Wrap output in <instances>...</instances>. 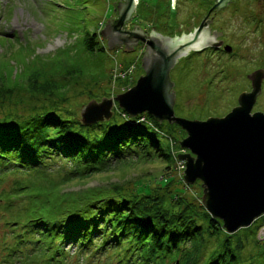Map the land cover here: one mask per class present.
Masks as SVG:
<instances>
[{"label": "trees", "instance_id": "16d2710c", "mask_svg": "<svg viewBox=\"0 0 264 264\" xmlns=\"http://www.w3.org/2000/svg\"><path fill=\"white\" fill-rule=\"evenodd\" d=\"M150 1L155 7L159 3ZM166 7L170 8V0ZM140 11L144 16L143 7ZM103 40L94 30L82 38L85 50L93 53L105 49ZM192 53L197 54L185 58ZM57 74L53 70L51 75L58 78L42 83L34 79V69L20 83L9 85L0 79V166L25 178L15 177L8 189L0 183L1 209L12 210L0 211V242L6 243L0 264H28L13 258L22 248L34 251V264H71L72 260L78 264H241L245 231L251 228L250 237L258 241L255 234L264 226V214L246 227L225 232L221 221L200 204L198 194L176 193L170 186L172 179L160 180L161 175L171 174L174 168L169 165L151 183L143 181L142 175L78 193L61 191L66 181L106 172L113 162L123 163L129 157L142 163L154 159L175 163L170 140L179 127L157 122L145 112L131 117L120 108L115 117L112 110L106 123H80L74 105L66 99L69 80L84 82L90 99L96 77L78 73L74 67ZM34 100L40 103L34 105ZM19 104L21 114L16 112ZM173 146L178 147L174 141ZM54 163L65 170L56 183L44 175ZM34 179L44 182L34 186ZM21 199L20 208L14 209L13 203Z\"/></svg>", "mask_w": 264, "mask_h": 264}, {"label": "rangeland", "instance_id": "374dc122", "mask_svg": "<svg viewBox=\"0 0 264 264\" xmlns=\"http://www.w3.org/2000/svg\"><path fill=\"white\" fill-rule=\"evenodd\" d=\"M115 1L117 0H0V79H4V82L9 85L20 83L34 69V79L42 83L58 78L51 75L53 70L61 76L66 68L74 67L78 73L95 75L97 84L91 87L93 94L90 99L99 100L101 96H105V93H110V96L105 97H112L132 86L142 74L138 48L131 52L115 48L108 49L103 40L105 49L93 53L85 50L82 41L86 31L94 30L99 34V29L109 17L113 16L112 3ZM138 1L139 3L137 2L135 6L137 13L133 18L136 22H141L146 18L152 24L156 23L154 18L157 17L163 5L167 6V0H159L156 7L151 6L150 0L148 4L141 0ZM141 6L144 9V16L140 11ZM154 11L157 12L156 16ZM219 25L225 30V42L232 47L233 55H228L224 51L205 50L199 54L192 53L193 55L187 58L182 57L177 61L169 71L175 92L173 105L175 116L188 119H204L212 115L222 116L235 103L237 94L248 87L245 74L250 71L252 65L264 66V60L259 57L264 56V45L254 39L250 33H245L241 29L239 15L224 16V21ZM187 27L184 25V30ZM116 65L115 73L111 72ZM130 65H133V69L128 72ZM119 71L127 72L125 79L121 74L116 75ZM110 75V80L114 79L112 86V81L109 80ZM116 78L118 79L115 80ZM209 80H211L210 83H208ZM70 82L71 80L66 90V99L68 103L74 105V112L79 116L78 106L90 99L86 98L84 82L77 81L73 84ZM114 85L115 88H113ZM121 87L124 88L121 89ZM261 88L262 91L255 105L257 110L264 111V80L261 81ZM39 103L34 100V105ZM113 103L111 109L114 110L115 117L119 108L115 102ZM16 112L20 114L24 112L20 104ZM1 114L0 111V116ZM175 130L176 132L171 133V136L178 147H174L173 141L170 140L175 163L173 160L162 159L142 163V160L136 161L134 157H129L123 163L113 162L106 172L92 175L81 181L77 179L66 181L62 187L60 186L61 191L78 193L85 188L98 187L106 182L118 181L124 177L140 178L142 175L143 181L151 183L155 177L160 178V169L169 165L174 169L171 174L161 175L163 179L160 180L172 179L173 183L170 186L176 190V193H183L186 190L187 194H198L200 197L199 181L186 184L181 179L183 162L176 159V154L187 151L178 145V141L185 136V132L183 133L184 130L180 127ZM44 175L47 180L56 183L64 177L65 170H61L60 166L54 163L44 172ZM0 176H4L0 183L5 186V189L11 186L12 179L15 177L22 181L25 180L24 176L8 173L7 169H2L1 166ZM179 180L181 183H177ZM34 181V186L44 182L40 179H34ZM77 193H71L70 196L74 197ZM22 201L24 200L14 202L12 207L19 209L18 206ZM2 206L1 203L0 211H12L1 209ZM254 223L256 224L257 221ZM257 231L255 236L259 239L258 241H253L250 237L251 228L245 231L248 237L244 248L239 253L241 264H264V241L260 240L263 239V235L261 231ZM2 232L3 227L0 224V233ZM4 244L6 243L0 242V255L3 253ZM38 249L35 247L36 253ZM17 251L16 256L13 255L16 261L34 264V251L24 248L17 249ZM71 264H78V262L72 260Z\"/></svg>", "mask_w": 264, "mask_h": 264}, {"label": "water", "instance_id": "95a60500", "mask_svg": "<svg viewBox=\"0 0 264 264\" xmlns=\"http://www.w3.org/2000/svg\"><path fill=\"white\" fill-rule=\"evenodd\" d=\"M137 1L113 2L115 18L104 23L99 35L104 38L108 49H116L123 44L122 50L130 51L137 40L144 42L140 57L142 74L121 93L81 103L77 119L83 124L106 123L115 102L131 117L145 112L157 122L177 124L185 132L178 145L187 150L176 154V159L183 162V182H200V204L212 218L221 221L225 232L232 233L246 227L264 214V113L251 112L260 93L264 69L256 68L245 74L250 89L239 92L236 104L222 116L212 115L204 119L175 116V92L170 69L190 52L220 47L222 41L216 39L220 32H210L207 26L210 17L178 35H162L150 27L149 35L144 39L141 29L136 26L130 30L122 29L134 15ZM173 1L170 0V16L173 14ZM228 1L232 2L215 0L211 8L222 7ZM177 27L182 29L180 24ZM222 50L230 52L231 46L224 44Z\"/></svg>", "mask_w": 264, "mask_h": 264}, {"label": "flooded vegetation", "instance_id": "af4514ba", "mask_svg": "<svg viewBox=\"0 0 264 264\" xmlns=\"http://www.w3.org/2000/svg\"><path fill=\"white\" fill-rule=\"evenodd\" d=\"M215 0H174L172 3V16H170V8L168 9L163 5V8L160 9L158 14H161L156 23H151L150 20L146 19L141 22H136L133 18L136 15V11L133 16L129 18V20L124 24V30H130L133 26H136L141 29L142 34L144 35L143 38L146 39L149 35L151 30L150 27H153L152 30L161 33L162 35H177L182 32H188L192 30L193 27L200 24L201 20L207 21L210 18V22H208L207 26L211 30H215L216 32H220V35L216 37V39H220L222 41L221 46L218 48L207 47L200 51H196L197 54L209 50V51H223L222 45L227 44L225 42L226 33L225 30L219 25L224 21V16L231 17L234 15H239L241 20V29L245 33H250L254 39H256L259 43L264 45L262 41H264V0H232L228 1L224 4V6L219 8H211L214 4ZM148 4V2L146 1ZM153 7V5H151ZM163 9V10H162ZM208 11V12H207ZM227 13V14H226ZM157 12L155 11V16ZM206 15V18H203ZM194 16V17H192ZM115 18V13L113 12V16L109 17L108 20ZM192 18V19H191ZM155 19V18H154ZM191 19V20H190ZM182 26L177 27L178 25ZM184 25H187V29L184 30ZM123 44L117 46L116 49L122 50ZM145 47V43L137 40L136 44L133 45V49L131 52L138 48L140 50V56L142 55V51ZM232 48V47H231ZM124 51V50H123ZM225 52V51H224ZM191 53V52H190ZM228 55H233L232 50L230 52H225ZM264 60V56H259ZM181 59V58H180ZM179 59V60H180ZM178 60V61H179ZM175 65V64H174ZM256 68H263L259 64L252 65V68L249 70L252 71ZM248 71V72H250ZM264 78L261 80L263 81ZM249 84V81H248ZM250 89L249 85L244 91H248ZM242 90V91H243ZM262 91L261 84H260V93ZM259 93V94H260ZM255 98V102L251 108L252 111H260L256 109V101L257 97ZM235 103L232 104L229 109L234 106ZM264 113V111H261Z\"/></svg>", "mask_w": 264, "mask_h": 264}, {"label": "built area", "instance_id": "2783aa9c", "mask_svg": "<svg viewBox=\"0 0 264 264\" xmlns=\"http://www.w3.org/2000/svg\"><path fill=\"white\" fill-rule=\"evenodd\" d=\"M116 67H117V65H116ZM130 69H131V67H129L127 71L130 72ZM113 73H115V69L113 70ZM120 74H121V76H125L127 74V72L126 71H123V72L119 71L116 73V75H119V76H120ZM113 76H114V74H113ZM260 231H261V234L263 235V238H264V226L258 230V232H260Z\"/></svg>", "mask_w": 264, "mask_h": 264}]
</instances>
